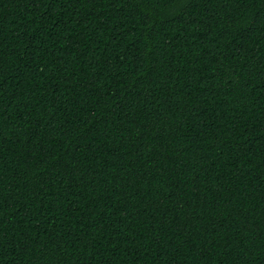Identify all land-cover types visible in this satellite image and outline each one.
I'll list each match as a JSON object with an SVG mask.
<instances>
[{
	"label": "trees",
	"instance_id": "1",
	"mask_svg": "<svg viewBox=\"0 0 264 264\" xmlns=\"http://www.w3.org/2000/svg\"><path fill=\"white\" fill-rule=\"evenodd\" d=\"M0 264H264V0H0Z\"/></svg>",
	"mask_w": 264,
	"mask_h": 264
}]
</instances>
